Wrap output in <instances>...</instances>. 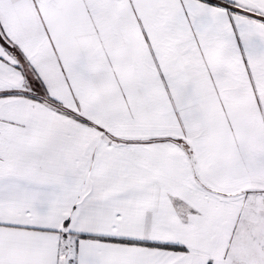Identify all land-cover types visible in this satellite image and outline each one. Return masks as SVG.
Masks as SVG:
<instances>
[{
  "label": "snow or ice",
  "instance_id": "obj_1",
  "mask_svg": "<svg viewBox=\"0 0 264 264\" xmlns=\"http://www.w3.org/2000/svg\"><path fill=\"white\" fill-rule=\"evenodd\" d=\"M0 264H264V0H0Z\"/></svg>",
  "mask_w": 264,
  "mask_h": 264
}]
</instances>
